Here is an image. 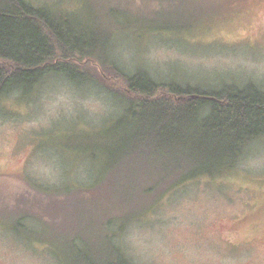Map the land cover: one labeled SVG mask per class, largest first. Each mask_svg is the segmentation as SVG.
<instances>
[{
    "label": "rangeland",
    "instance_id": "374dc122",
    "mask_svg": "<svg viewBox=\"0 0 264 264\" xmlns=\"http://www.w3.org/2000/svg\"><path fill=\"white\" fill-rule=\"evenodd\" d=\"M28 1L53 4L77 28L105 33L112 61L128 74L264 91V0ZM121 111L99 86L59 77L0 99V264H70V253L80 264V253L88 264L106 263L103 226L68 218L67 197L43 196L27 181L67 193L92 186L102 171L104 178L125 134ZM102 145L103 160H84ZM137 214L140 221L110 242L132 264H264V138L238 168L139 204Z\"/></svg>",
    "mask_w": 264,
    "mask_h": 264
},
{
    "label": "trees",
    "instance_id": "16d2710c",
    "mask_svg": "<svg viewBox=\"0 0 264 264\" xmlns=\"http://www.w3.org/2000/svg\"><path fill=\"white\" fill-rule=\"evenodd\" d=\"M107 40L98 30L77 28L53 4L0 0V99L35 92L59 77L72 85L99 86L122 108V144L110 155L112 171L104 178L102 171L95 187L60 193L56 187L26 181L43 196L67 197L63 204L71 210L68 218L73 213L78 223L89 217L103 226L110 249L105 264H132L126 252L110 242L140 221L138 205L176 194L204 176L238 168L250 145L264 138V91L253 83L212 90L156 82L142 70L128 74L112 61ZM100 151L84 160H103V145ZM83 192L89 197L83 199ZM83 204L86 213L81 212ZM101 208L109 212L100 213ZM68 257L70 264H80L74 253ZM80 258L88 264L83 253Z\"/></svg>",
    "mask_w": 264,
    "mask_h": 264
},
{
    "label": "bare ground",
    "instance_id": "6f19581e",
    "mask_svg": "<svg viewBox=\"0 0 264 264\" xmlns=\"http://www.w3.org/2000/svg\"><path fill=\"white\" fill-rule=\"evenodd\" d=\"M17 78V77H16ZM144 116V115H143ZM210 118V117H209ZM121 173V172H120ZM94 182V181H93Z\"/></svg>",
    "mask_w": 264,
    "mask_h": 264
}]
</instances>
